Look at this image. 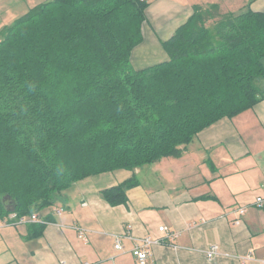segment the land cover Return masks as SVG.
<instances>
[{
    "label": "trees",
    "instance_id": "trees-1",
    "mask_svg": "<svg viewBox=\"0 0 264 264\" xmlns=\"http://www.w3.org/2000/svg\"><path fill=\"white\" fill-rule=\"evenodd\" d=\"M148 5L48 0L3 33L1 218L39 212L86 177L180 157L203 129L264 100V12L194 5L163 42L169 61L135 70ZM137 184L133 177L102 195L125 204Z\"/></svg>",
    "mask_w": 264,
    "mask_h": 264
},
{
    "label": "crops",
    "instance_id": "crops-1",
    "mask_svg": "<svg viewBox=\"0 0 264 264\" xmlns=\"http://www.w3.org/2000/svg\"><path fill=\"white\" fill-rule=\"evenodd\" d=\"M46 1L0 0V40L18 18ZM245 1L264 12V0ZM148 3L143 40L131 54L135 70L169 61L163 42L197 5L193 0ZM258 83L264 87V79ZM180 148V157L75 182L54 194L52 204L37 212V222L14 224L6 218L0 227V264H138L131 252L134 241L125 238L121 252L115 236L130 231L135 238H163L160 226L180 236L155 245L148 264H243V256L253 258L244 264H260L264 209L252 203L264 183V100L222 118ZM133 177L138 184L127 190V203L112 206L104 199V190ZM245 205L248 211L239 215L237 209ZM75 227L85 229L87 241ZM211 244H219L220 256H206Z\"/></svg>",
    "mask_w": 264,
    "mask_h": 264
},
{
    "label": "built area",
    "instance_id": "built-area-1",
    "mask_svg": "<svg viewBox=\"0 0 264 264\" xmlns=\"http://www.w3.org/2000/svg\"><path fill=\"white\" fill-rule=\"evenodd\" d=\"M262 192L258 194L253 203L252 206L264 209V183L261 184ZM249 207L248 205L242 206L237 209V212L239 215H243L248 211ZM9 220L13 219L14 224H28L31 222H37L39 221V215L37 212L31 214V215H24L19 218L16 217V214H11L9 217H6ZM6 218L0 217V227L4 226L7 221ZM78 230L79 237L82 238L84 241H87L88 238L86 236V232L84 228L75 227ZM160 231L164 233L163 238H151V237H141V238H135L130 234V231L125 232L124 234H118L115 236V248L121 252L125 250L124 248V239L129 238L134 241L133 248L131 249V252L133 256L136 258V261L138 264H148L149 259L152 256V249L155 245L160 243H172L174 240H176L180 236V232L177 230L169 229L166 226H160ZM221 255V248L219 244H211L206 249V256L208 258H215L217 256ZM253 258L251 256H243L242 257V263L244 264L248 260H252ZM260 264H264V256L262 258L256 259Z\"/></svg>",
    "mask_w": 264,
    "mask_h": 264
},
{
    "label": "rangeland",
    "instance_id": "rangeland-1",
    "mask_svg": "<svg viewBox=\"0 0 264 264\" xmlns=\"http://www.w3.org/2000/svg\"><path fill=\"white\" fill-rule=\"evenodd\" d=\"M203 8H209L213 4H218L220 7V11L222 13L232 12L234 14L240 13L241 11L246 10L248 4H251L249 1L245 3V0H193ZM22 7V6H21ZM23 9V8H22ZM20 8V13H21ZM215 20H208L207 25L213 29Z\"/></svg>",
    "mask_w": 264,
    "mask_h": 264
},
{
    "label": "water",
    "instance_id": "water-1",
    "mask_svg": "<svg viewBox=\"0 0 264 264\" xmlns=\"http://www.w3.org/2000/svg\"><path fill=\"white\" fill-rule=\"evenodd\" d=\"M9 208H11V207H9Z\"/></svg>",
    "mask_w": 264,
    "mask_h": 264
}]
</instances>
